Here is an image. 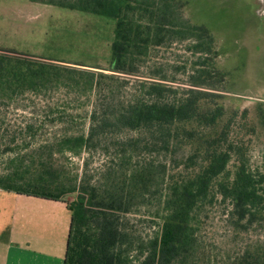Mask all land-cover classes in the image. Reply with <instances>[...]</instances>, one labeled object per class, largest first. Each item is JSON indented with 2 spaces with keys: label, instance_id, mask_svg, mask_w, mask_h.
<instances>
[{
  "label": "trees",
  "instance_id": "obj_1",
  "mask_svg": "<svg viewBox=\"0 0 264 264\" xmlns=\"http://www.w3.org/2000/svg\"><path fill=\"white\" fill-rule=\"evenodd\" d=\"M29 1L112 19L109 66L89 67L53 59L49 64L32 66L27 60L5 54L16 52L0 49L5 51L0 53V90L8 87L13 93L26 86L36 88L51 78L56 82L73 81L74 85L81 81L92 89L106 77L104 71L111 77H134L138 75L135 62L167 39L189 40L188 50L197 54L192 71L181 82L186 86H181L182 91L170 84L176 82L175 78L165 74L137 79L138 88L124 102L104 109L94 107L86 133L64 135L57 142V152L78 155L108 129L110 134L124 129L149 134L152 149L159 145L174 153L182 144L191 147L183 162L191 170L171 175L161 189L160 221L150 238L135 241L120 218L137 209L139 200L148 193L158 190L162 175L153 164L138 165L123 174L109 171L102 186H88L83 180L78 186L65 185L43 162L42 169L32 174L26 168L22 173L0 175L2 190L65 203L70 222L64 264H264V242L232 256L211 259L198 236L199 214L216 195L229 202L228 220L232 226L246 230L255 224L264 230V171L252 172L242 146L229 140L227 125L220 128L223 107L212 110L203 105L206 97L219 90L215 77L224 76L213 62L218 50L210 30L181 17L179 0H159L160 7L155 5L158 0H150L149 8L138 7V2L146 0ZM138 9L149 13V22L143 23V17L135 14ZM170 94L175 97L166 96ZM139 141V136L130 139L128 148L135 149ZM232 158L234 169L229 170ZM76 192L71 201L63 198Z\"/></svg>",
  "mask_w": 264,
  "mask_h": 264
},
{
  "label": "rangeland",
  "instance_id": "obj_2",
  "mask_svg": "<svg viewBox=\"0 0 264 264\" xmlns=\"http://www.w3.org/2000/svg\"><path fill=\"white\" fill-rule=\"evenodd\" d=\"M148 2L150 0L138 2V7L149 8ZM159 2L155 4L158 7ZM179 2L181 17L210 30L218 50L213 62L224 74L215 77L219 90L206 97L203 105L212 110L223 107L220 128L227 125L229 140L242 146L252 172H262L264 0ZM135 14L143 17V23L149 22L148 12L138 9ZM113 29L114 21L104 16L29 0H0V49L16 52L0 53L27 60L32 66L49 64V59H53L108 68ZM189 44V40L167 39L154 45L143 59L135 62L137 76L111 77L104 71L106 77L92 89L81 81L74 85L73 81L56 82L51 78L36 88L26 86L13 93L8 87L0 90V175L9 171L22 173L26 168L32 174L37 168L42 169L43 162L46 167L51 166L54 178L65 185L78 186L83 180L88 186H102L109 171L123 174L135 166L153 164L160 171L163 183L159 177L158 190L151 188L154 191L139 200L137 209L120 218L135 241L150 238L160 221L161 189L171 175L191 170L183 166L191 147L182 144L174 153L160 149L159 145L152 149L149 134L124 129L111 134L108 129L78 155L57 152V142L64 135L86 133L94 107L104 109L112 103L124 102L138 88L137 79L165 74L169 79L175 78L176 82L170 84L178 85L182 91L185 85L181 82L186 80L197 58V54L188 50ZM166 96L175 97L174 94ZM137 136L139 144L135 149L129 147L130 151L128 141H134ZM145 144L147 147H142ZM234 161L232 158L229 170L234 169ZM76 194L68 193L63 198L71 201ZM229 210V202L216 195L199 214L198 236L211 259L232 256L264 242V230L257 225L246 230L232 226L228 220Z\"/></svg>",
  "mask_w": 264,
  "mask_h": 264
},
{
  "label": "crops",
  "instance_id": "obj_3",
  "mask_svg": "<svg viewBox=\"0 0 264 264\" xmlns=\"http://www.w3.org/2000/svg\"><path fill=\"white\" fill-rule=\"evenodd\" d=\"M69 222L62 201L0 189V264H64Z\"/></svg>",
  "mask_w": 264,
  "mask_h": 264
}]
</instances>
